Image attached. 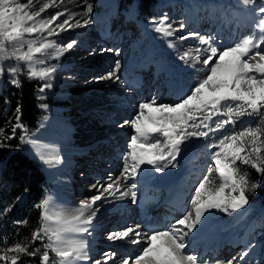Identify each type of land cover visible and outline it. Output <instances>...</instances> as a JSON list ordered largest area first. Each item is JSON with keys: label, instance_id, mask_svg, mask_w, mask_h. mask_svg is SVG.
<instances>
[{"label": "snow or ice", "instance_id": "1", "mask_svg": "<svg viewBox=\"0 0 264 264\" xmlns=\"http://www.w3.org/2000/svg\"><path fill=\"white\" fill-rule=\"evenodd\" d=\"M40 0H37L39 3ZM83 13L56 11L51 16H41L49 8L57 7V0H43L37 9L33 0H0V77L5 71L9 83L21 86L20 75L27 79L45 81L39 91L51 88L50 82L58 65H47L48 60L59 61L75 45L76 40L58 43L55 37L72 27H83L91 20L92 4L83 0ZM242 7L234 13L251 21L252 31L228 47H218L217 34L202 35L199 31H185L180 22L174 27L168 13L152 17L148 27L167 42L168 48L189 67L201 66L202 76L193 81L188 90L172 103L159 102L153 95L140 100L134 116L118 127L128 125L134 130L122 155L123 167L119 175L108 174L103 182L90 185L89 192L73 208L59 204L51 195L35 205L40 210L38 226L31 232L28 243L0 237V264H18L22 257L40 258V264H212L207 259L186 251L188 238L200 231L213 211L230 216L240 214L250 206L249 196L260 187V180L250 181L241 165L249 166L264 175V0H239ZM74 24L70 23L74 17ZM67 26V27H66ZM59 30V31H57ZM177 33H181L177 35ZM195 38L196 44L182 53L177 42L183 44ZM114 52L120 50L102 49ZM12 61L13 63H6ZM23 65V67H21ZM120 60L113 70L97 77L98 80L119 81ZM47 108L48 105H41ZM15 122L8 117L0 127V147L17 136L21 144L30 145L46 165L62 163L58 150L43 153L22 122L19 105ZM254 122V123H253ZM242 125L237 130V125ZM10 128V134L7 129ZM219 134V135H218ZM193 138H203L207 143V175L195 187L187 206H177L182 214L174 217L163 228L149 225H125L107 233L109 241H122L125 251L108 250L101 258L90 254L94 245V232L101 210L106 205L130 199L137 202V177L146 169L165 173L179 166L182 148ZM213 173L216 174L213 178ZM10 209H5L7 212ZM207 214V215H206ZM14 225L25 226L28 221L16 220ZM27 239V238H25ZM40 241L39 247H33ZM255 245L245 249L230 260H215L214 264H260L259 260L246 259ZM50 251L54 257L50 258Z\"/></svg>", "mask_w": 264, "mask_h": 264}, {"label": "rangeland", "instance_id": "2", "mask_svg": "<svg viewBox=\"0 0 264 264\" xmlns=\"http://www.w3.org/2000/svg\"><path fill=\"white\" fill-rule=\"evenodd\" d=\"M190 1L193 0H157L150 10L149 19L142 21L138 16L136 1L122 6L118 0H88V3L92 4V12L89 14L91 22L83 27L69 28L67 31L60 32L58 37H55L58 43L76 40L79 44L75 45L59 61L54 59L47 61L48 66L58 65V70L50 81L52 83L51 88L44 89L43 92L39 91L45 81L36 79L40 84L37 90L38 97L46 100L44 104L48 107L44 108V118L32 135H37V141H39L37 145L43 153L53 151L50 149V147L54 149L52 142L54 144H66L68 142L71 143V146L74 147L75 145L77 148L64 151L61 147L56 146L54 150L59 151L63 161L54 165L44 164L38 158L36 150L30 145L29 148L31 153L43 163L46 173L54 185L52 197L58 203L63 201L64 207L73 208L86 196L95 194V190L92 193L89 192L90 185L96 183L97 180L103 182V179H106L109 173L113 176L119 175L123 167L121 157L127 151V145L130 137L134 134V130L128 125L123 128L118 127V125L134 116L137 103L153 95L158 97L159 102H164L159 99L163 97L165 90L169 87L167 80L159 79L151 86L152 91L150 92L143 89L144 86L150 84L149 76L151 78L154 71L153 68L143 69V63H155L154 60L157 59L155 55H148V48L153 45L154 49H157V46H159L156 41L158 34L148 27V22L152 17H160L164 13H168L169 22L176 27L186 19L188 11L192 9V6L189 5ZM208 1L215 3L216 25L208 26L207 24L210 18L207 11L203 10ZM21 2L26 3L27 0H21ZM33 2L38 9L43 0H40L39 3H37V0H33ZM159 5H162V7ZM241 7L239 0H197L194 5L195 15L190 20L191 24H186L185 31H199L202 35L218 33L217 46H231L232 43L252 31L250 20L245 19L242 15L239 21V23H244V26L240 23L243 26L242 31L238 30V34L231 31L233 23L228 18L231 16L233 20L236 16L232 14L233 10H239ZM84 8L83 0H57V7L47 9L41 16H51L56 11L65 12V9H67L65 17L60 18L62 21L69 13H83ZM113 16L118 17L119 21L114 23L112 21ZM75 19H81V17H74L70 23L74 24ZM227 19V25H219L226 22ZM226 26L227 28L224 29ZM179 34L181 33H177V35ZM194 41H196L195 38H190L187 44L185 41V46L188 44L194 46ZM160 42V52L167 53V42L163 39H160ZM261 47L264 48V45ZM117 48L120 50L118 57L114 52L101 51L102 49ZM182 52L183 49L180 53ZM173 58L178 59L177 54ZM117 59L120 60L121 64L117 72L120 77L119 81L96 79L113 70ZM11 63L13 62L8 61L6 67ZM187 69L185 80H181H183L188 90L193 81L202 76V69L200 65H197L196 68L188 67ZM141 75L142 79H139ZM6 84L11 83H9V75L5 71L3 77H0V89L3 90ZM241 126L240 124L237 125V130ZM65 135H68L69 139L66 140ZM101 137L107 138V143L109 141L107 146L106 143H103L104 139H101ZM197 140L201 141L199 149L195 151L197 152V158L192 159L194 152L189 161L183 162V152ZM44 142L49 143V147ZM207 143H215V140L205 141L203 138L189 140L186 146L182 148L181 156L178 157L179 166L165 171V173H169L174 177L179 171L186 168L190 162L197 166L198 171L186 179L189 189L191 188L186 205L194 195L195 187L198 186L199 181L204 175H207ZM86 145L87 148L84 147ZM119 146H122L124 151L116 157L115 147ZM215 176L216 174L213 173V178ZM156 181L162 183L163 178H158ZM58 195L63 196L65 200L58 199ZM142 195V187L139 182L136 203H132L130 199H125L106 205L101 210L98 221L94 222L96 223V230L94 232V245L90 252L94 259H99L96 257L99 252L102 253L110 249L123 252L128 247L122 241H109L106 234H104L106 230H108V233L125 225L135 224L163 228L165 223L169 222L167 211L163 208L156 211L153 209L157 199L163 196L162 192L147 190L145 191V196H147L145 200ZM249 201L257 206L255 212L257 215L255 214L254 221L250 223V227L248 226L246 232L249 235V240H251L248 245H255L251 252L256 251V254H251L249 259L259 260L260 264H264V208H260L257 202L252 199H249ZM107 206L111 207L107 208ZM248 211L249 214H254V209ZM213 212L218 214L221 225L226 229V232L235 228L245 214L244 209L241 210L240 214L232 216L222 212ZM181 214L175 217H179ZM156 223H160V225L155 226ZM223 244L231 247L228 242H223ZM260 250L261 252H259ZM186 251L197 254L196 247L190 246V243H188ZM238 252L239 250L228 252L227 247H225L223 252L221 251L217 255L200 257L214 264L217 259L227 261L233 256L238 257ZM233 264H235V261H233Z\"/></svg>", "mask_w": 264, "mask_h": 264}, {"label": "trees", "instance_id": "3", "mask_svg": "<svg viewBox=\"0 0 264 264\" xmlns=\"http://www.w3.org/2000/svg\"><path fill=\"white\" fill-rule=\"evenodd\" d=\"M123 5H129L133 0H118ZM155 0H139L138 16L140 19H149L150 10ZM112 21H119L113 17ZM127 21V20H125ZM124 21V22H125ZM21 86L6 84L0 89V127H3L8 117L15 122V113L19 105L21 119L28 126L29 133H33L44 118L45 111L41 105L46 100L40 99L37 94L39 82L29 80L26 75H20ZM254 123V122H253ZM6 131L10 134V128ZM20 132L12 140L6 141L5 147H0V237H8V243L22 241L28 243L31 232L38 226L40 210L35 205L45 194L50 195L53 190L51 181L43 169L42 162L29 150L27 144H21ZM241 172H247L250 181L260 180V187L249 199L264 206V175H261L249 166L241 165ZM5 209H10L5 212ZM28 221L25 226L14 225L16 220ZM27 238V239H25ZM36 241L33 247H39ZM54 257L50 251V258ZM18 264H40V258L22 257Z\"/></svg>", "mask_w": 264, "mask_h": 264}, {"label": "bare ground", "instance_id": "4", "mask_svg": "<svg viewBox=\"0 0 264 264\" xmlns=\"http://www.w3.org/2000/svg\"><path fill=\"white\" fill-rule=\"evenodd\" d=\"M196 1L197 0L190 1L189 5L192 6V9H190V11H188L187 16L185 17L186 19L183 20V22H185L186 24H188V23L191 24L190 20L195 15L194 5L196 4ZM214 6H215V3L208 1L207 4H205V8L203 7L204 8L203 11H205V12L207 11L209 18H210V20H208V22H207L208 26L209 25H216L215 16H214L216 9L214 8ZM160 7H162V5ZM237 11L238 10L234 9L232 14H234ZM235 17H238V16H235ZM228 19H230L231 23H233L232 29H231L232 33L234 32L236 25L238 26V29L240 31H242L243 26L239 23L238 18L235 21H233L231 16H230ZM228 19L226 22L221 23L219 25L220 26L227 25ZM245 19H246V17H245ZM226 28H227V26L224 27V29H226ZM224 29H223V31H224ZM237 33H238V30H237ZM156 41L159 43V46H157V49H154L153 45L150 48H148V55H155L157 58L154 60L155 63H143V66H142V68L145 70H148L149 68H153V70H154L152 77L150 78V76H149V79H150L149 83L150 84L148 86L147 85L144 86L143 89L149 90V92H150V91H152L151 86L154 85L159 79L167 80L169 87L165 90V94L159 100L164 101L166 103H172V102L177 100V97L179 95H182L184 92L187 91L186 85L183 83V80H181V79L185 80V76L188 72V69H187L188 67L183 63V61H180L179 59L173 58V56L177 53L174 52L172 49L168 48L167 53H165V54L163 52H160V49H161L160 38L157 37ZM194 43L196 44V41H194ZM77 44H79V43H77ZM186 44H187V41H186ZM189 47H192V46H190L189 44L187 46H185V42H183V44L177 42V48L179 49V52H181V49H183V51H184ZM171 63H173L172 66H170ZM139 79H142V75L139 76ZM180 83H183L182 88L179 87ZM144 96H146V95L144 94ZM64 137L66 140L69 139L68 135H65ZM32 138L37 143L39 142V141H37V135H32ZM101 139H104L103 143H106V146H107L109 143V141L107 143V138L101 137ZM44 144L48 145V147L50 145L49 143L47 144L46 142H44ZM52 145H53L54 149H56L55 148L56 146H59L64 151H69L70 149L77 148V146L74 145V147H73V145L71 146V143H68V142L66 144L65 143L54 144L52 142ZM84 147L87 148V145ZM84 147H82V148H84ZM50 149L54 150L51 147H50ZM78 150H79V148H78ZM123 151H124V148L122 146L115 147L116 157L118 155H121L123 153ZM196 156H197V152L194 153L192 159H196L197 158ZM196 167H197L196 165H193L192 162H190V163H188V166L186 168H184L182 171H180L174 177H172L169 173H154L149 168V169H146L144 171L142 177H137V179H141V184H146L147 187H151L152 191H155V189L159 188V186H160V184L156 181L158 178H163V184L164 185L170 184L171 186H174L176 184L177 179H179L180 185H186V179L189 178L196 171H198L197 170L198 168L196 169ZM104 180H106V179H103V181ZM58 199L65 200V198L63 196L60 197L59 195H58ZM144 199H145V197H144ZM62 202L63 201H60L59 204L63 205ZM109 207H111V206H107V208H109ZM246 208H247V210L245 211V214L243 215V217H241L240 223L237 226H235V228H233L229 232H226L225 230H223L220 227V220H219L218 214L213 212L212 215L208 216L207 221L205 223V226L200 231L197 232V234H198L197 242L199 244L197 252H201L202 250L207 251V250L211 249V247H215V248L219 247L220 249H221V247L222 248L228 247L230 250L229 252H231V251H235V250L243 247V246L239 245V241L245 240L246 242L249 243L250 242L249 237H248L249 235L246 234V232H247V228L250 225V223L252 221H254V218H255L254 216L256 214L255 212L257 210L256 209L257 206L250 203V206H246ZM153 209L155 211L157 210L156 207H153ZM251 209L252 210L254 209L253 215L248 213L249 212L248 210H251ZM161 222H162V220H161ZM159 225H160V223L155 224V226H159ZM107 231L108 230H106L104 232V234H106V236H107ZM223 242H228L229 244H231V247H229L226 244H223ZM105 251H108V250H105ZM206 251H203V252H206ZM102 253L99 252L96 255V257L101 258ZM207 253H211V252H206V254ZM246 259H249V257ZM235 264H236V262H235ZM241 264H243V262H241Z\"/></svg>", "mask_w": 264, "mask_h": 264}, {"label": "water", "instance_id": "5", "mask_svg": "<svg viewBox=\"0 0 264 264\" xmlns=\"http://www.w3.org/2000/svg\"><path fill=\"white\" fill-rule=\"evenodd\" d=\"M199 147V142H195L183 155L184 160H188L194 150Z\"/></svg>", "mask_w": 264, "mask_h": 264}]
</instances>
